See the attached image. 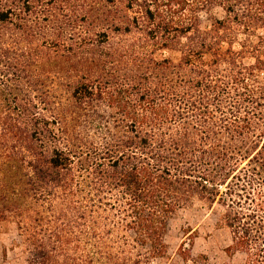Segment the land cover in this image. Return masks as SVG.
<instances>
[{"label":"trees","instance_id":"16d2710c","mask_svg":"<svg viewBox=\"0 0 264 264\" xmlns=\"http://www.w3.org/2000/svg\"><path fill=\"white\" fill-rule=\"evenodd\" d=\"M195 203L264 264V0H0V222L26 264L168 262Z\"/></svg>","mask_w":264,"mask_h":264},{"label":"rangeland","instance_id":"374dc122","mask_svg":"<svg viewBox=\"0 0 264 264\" xmlns=\"http://www.w3.org/2000/svg\"><path fill=\"white\" fill-rule=\"evenodd\" d=\"M211 14L222 16L219 10ZM206 18V15H201L203 23H206ZM217 214L215 210L209 211L199 203L178 213L169 223L165 236L171 260L153 261L152 264H182L176 252L179 246L187 247L191 241L195 264H243V255L237 253L229 257L225 253V249L230 245V236L227 230L216 227ZM188 229L195 231L192 240L185 235ZM18 242L15 226L7 221L0 222V264H26V253L18 246Z\"/></svg>","mask_w":264,"mask_h":264}]
</instances>
